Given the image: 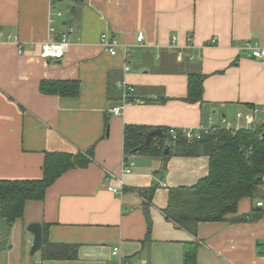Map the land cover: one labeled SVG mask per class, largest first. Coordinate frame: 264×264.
I'll return each instance as SVG.
<instances>
[{
  "label": "crops",
  "instance_id": "obj_1",
  "mask_svg": "<svg viewBox=\"0 0 264 264\" xmlns=\"http://www.w3.org/2000/svg\"><path fill=\"white\" fill-rule=\"evenodd\" d=\"M74 6L72 0H0V181L41 180L47 153H79L89 161L60 176L13 224L0 202V264H184L188 243L199 245L196 264H264V207L257 206L264 187L256 198L242 199L225 222L201 223L193 234L166 209L173 189L192 188L208 176L209 158L167 150L127 154L124 146L128 125L150 133L221 127L223 119L241 128L264 125V115L250 126L236 120L264 108V59L244 50L264 46V0H83ZM63 35L70 42L65 57H43L42 45ZM101 36L117 42L115 56ZM197 75L202 99L190 102L189 82ZM53 81L77 82L78 96L42 93L41 84ZM120 82L140 102L117 116ZM245 215L247 221H229ZM33 223L42 226L46 244L65 251L49 255L42 244L31 255Z\"/></svg>",
  "mask_w": 264,
  "mask_h": 264
},
{
  "label": "trees",
  "instance_id": "obj_2",
  "mask_svg": "<svg viewBox=\"0 0 264 264\" xmlns=\"http://www.w3.org/2000/svg\"><path fill=\"white\" fill-rule=\"evenodd\" d=\"M78 7L83 0H72ZM41 92L50 95L76 97L77 82H43ZM202 76L191 77L190 102L202 99ZM151 129L128 125L125 128L124 146L127 154L146 153L156 155L166 150L174 156L209 158V174L192 188L173 189L166 214L179 226L195 234L199 224L225 222L227 216L238 213V204L244 198H256L264 187V125L255 129H242L237 133L216 130L201 139L188 140L181 132L170 145V130L164 129L161 137L152 139L145 146ZM170 154V155H171ZM250 157V158H249ZM89 161L79 153H47L43 178L38 181H0L1 214L13 224L23 218L29 202L43 201L46 191L70 169L86 166ZM249 216L231 218V222L247 221ZM44 250L65 251L64 246H49L43 238ZM199 245H185L184 264H196ZM75 254V252H74Z\"/></svg>",
  "mask_w": 264,
  "mask_h": 264
},
{
  "label": "built area",
  "instance_id": "obj_3",
  "mask_svg": "<svg viewBox=\"0 0 264 264\" xmlns=\"http://www.w3.org/2000/svg\"><path fill=\"white\" fill-rule=\"evenodd\" d=\"M60 0H51V4H55L59 2ZM58 15L60 16L61 13L59 12ZM51 32L54 33L55 29L52 28ZM5 39V35L2 31H0V39ZM7 38V37H6ZM10 37H8L9 39ZM145 36L143 33H140L138 36V41L143 42ZM217 41L214 39L213 44H215ZM101 45L105 47L111 55L115 56L117 54V42L107 36H101ZM70 46L68 35L60 36L58 40L56 41H48L42 45V56L45 58H51L55 60H61L65 57L68 49ZM245 51H249V55L253 57L256 60H262L264 59V46H252L250 44H246V47L244 48ZM22 52V51H20ZM118 88L123 91V103L120 106H117L112 109V112L114 115L119 116L121 112L123 111L124 107L126 105H129L133 102H140L139 100H132L130 99L132 97V93L134 92V88L130 86L127 82H120L118 84ZM264 115V108L263 109H255L252 113L244 114L239 113L236 116V120L238 122H244L246 125L250 126L256 123L258 116ZM239 125V124H238ZM242 129H253L252 127L247 128H241L235 124V122H229L226 119L222 120V126H211L207 129H201L199 131H190V130H183L179 131L175 128H171L170 130V139L166 141L168 145H170L172 142L176 141L178 139V134L181 132L183 136L188 140H196L201 139L203 135H208L210 133H213L216 130H226L231 131L232 133H237L239 130ZM125 174H131L132 169L131 167H127L124 170ZM122 184V182H120ZM264 189V188H263ZM108 190L112 192L113 194H118V188L109 186ZM258 207H264V202H259L257 204ZM118 253V249H115V254Z\"/></svg>",
  "mask_w": 264,
  "mask_h": 264
},
{
  "label": "water",
  "instance_id": "obj_4",
  "mask_svg": "<svg viewBox=\"0 0 264 264\" xmlns=\"http://www.w3.org/2000/svg\"><path fill=\"white\" fill-rule=\"evenodd\" d=\"M163 135V130H155L151 132L147 136V141L145 143V146H149L151 143V140L153 137H160ZM169 151L167 150L166 153ZM250 158V157H249ZM29 232H31L34 235V244L31 250V255H35L37 252H39L42 249V244H43V228L40 224L38 223H33L29 226L28 228Z\"/></svg>",
  "mask_w": 264,
  "mask_h": 264
},
{
  "label": "rangeland",
  "instance_id": "obj_5",
  "mask_svg": "<svg viewBox=\"0 0 264 264\" xmlns=\"http://www.w3.org/2000/svg\"><path fill=\"white\" fill-rule=\"evenodd\" d=\"M68 16V13H67V11H66V17Z\"/></svg>",
  "mask_w": 264,
  "mask_h": 264
}]
</instances>
